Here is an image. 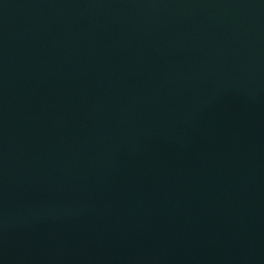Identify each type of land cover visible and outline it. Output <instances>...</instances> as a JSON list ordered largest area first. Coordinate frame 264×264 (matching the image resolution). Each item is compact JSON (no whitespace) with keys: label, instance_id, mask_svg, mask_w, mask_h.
<instances>
[{"label":"water","instance_id":"water-1","mask_svg":"<svg viewBox=\"0 0 264 264\" xmlns=\"http://www.w3.org/2000/svg\"><path fill=\"white\" fill-rule=\"evenodd\" d=\"M0 264H264V0H0Z\"/></svg>","mask_w":264,"mask_h":264}]
</instances>
